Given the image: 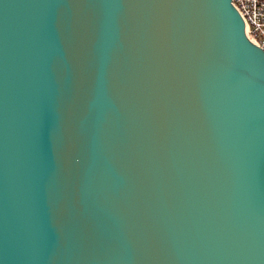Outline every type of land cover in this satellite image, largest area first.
Instances as JSON below:
<instances>
[{"label": "water", "instance_id": "water-1", "mask_svg": "<svg viewBox=\"0 0 264 264\" xmlns=\"http://www.w3.org/2000/svg\"><path fill=\"white\" fill-rule=\"evenodd\" d=\"M0 264H264L232 0H0Z\"/></svg>", "mask_w": 264, "mask_h": 264}, {"label": "built area", "instance_id": "built-area-1", "mask_svg": "<svg viewBox=\"0 0 264 264\" xmlns=\"http://www.w3.org/2000/svg\"><path fill=\"white\" fill-rule=\"evenodd\" d=\"M245 21L249 39L264 49V0H232Z\"/></svg>", "mask_w": 264, "mask_h": 264}]
</instances>
